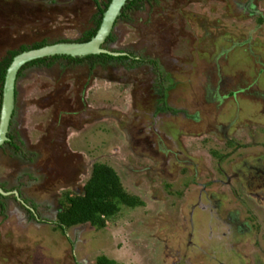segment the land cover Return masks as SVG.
Wrapping results in <instances>:
<instances>
[{"label":"rangeland","instance_id":"rangeland-1","mask_svg":"<svg viewBox=\"0 0 264 264\" xmlns=\"http://www.w3.org/2000/svg\"><path fill=\"white\" fill-rule=\"evenodd\" d=\"M226 1L228 17H231L236 2ZM106 2L0 0V58L23 45L80 38L93 27L97 4ZM130 15V23H117L114 30L117 41L112 48L133 49L136 53L138 50L143 55L154 56L167 45L170 54L161 52L170 60L167 72L173 74L167 75L181 82L169 94L173 109L181 107L184 112L189 109L193 112L197 106L202 116L205 113L203 117L208 115L211 119L215 114L214 105L207 102V85L202 84L205 76L202 71L205 67L207 73L214 67L208 64H214L213 56L218 53L212 46L215 43L227 48L229 42L225 38L238 37L240 33L248 38L252 21L244 24L245 30L232 35L240 24L239 17L233 15L232 20H220L226 16L225 8L220 9L213 0H151L145 3L144 9L132 11ZM221 22L224 27L219 25ZM200 23L208 30L197 29ZM260 32L264 34V27L257 31L259 35ZM193 38L210 39V46H203L199 54L192 53L191 50L197 47L195 40L191 42ZM263 45L264 38L253 44V48L259 52ZM251 47L243 43L233 49L230 63L233 69L239 72L247 68L244 61L249 58ZM262 53L264 51L259 52ZM65 67L57 63L51 68L27 70L16 84L17 108L21 102L17 120L19 123L22 118L19 128L23 132L25 154H16L7 146L0 148V182H5L11 191L14 187L21 188L26 199L38 206L41 218L46 221L31 219L22 203L13 197L6 199L5 213H0V264H97L102 255L117 264H165L158 260L159 256L152 255L149 248L154 242L150 237L157 233V237L163 238L160 230H164L168 222L153 220L157 211L158 218L163 216L165 207L171 216H177L175 212L183 198L174 194L175 201L170 203L167 198L165 207L151 202L146 193L151 189L148 183L155 186L163 178L152 172L154 160L148 157L151 152L146 151L142 134L152 138L149 130L153 128L161 136L166 131L178 138L185 146V154L200 166L198 177L203 181L209 172L211 175L204 164L205 152L219 147L225 135L217 132L218 139H214V127L209 119L202 118L201 126H193L191 115L183 112L178 113L176 119L173 114L176 112L159 114L154 104L158 97L153 86L157 82L156 73L149 66L130 69L125 64H111L97 66L94 70L89 66ZM221 112L234 117L233 111L223 109ZM234 129L235 125L230 132ZM198 130L199 136H195ZM95 162L115 168L124 187L148 203L136 209L121 205L119 213L107 221L103 229L80 224L63 233L56 228L54 220L64 195L82 190ZM224 163L227 166L228 163ZM148 167L151 168L149 172ZM228 168L231 169V165ZM184 169L191 170L192 166L186 165ZM143 174L149 179L146 180ZM182 179L176 181L179 196L187 185L182 184ZM198 223L201 226L206 221ZM187 232L189 229L185 227L179 235H187ZM195 235L192 247L195 241L198 242L196 231ZM188 253L190 262L187 264H191V260L193 264H200V261L195 262L192 248ZM179 264H185V261L181 259Z\"/></svg>","mask_w":264,"mask_h":264},{"label":"flooded vegetation","instance_id":"flooded-vegetation-1","mask_svg":"<svg viewBox=\"0 0 264 264\" xmlns=\"http://www.w3.org/2000/svg\"><path fill=\"white\" fill-rule=\"evenodd\" d=\"M150 1L148 0V2ZM213 1L219 4L220 9L224 10L225 8L226 16L221 15L220 20L222 18L223 20H232L231 17L233 15L239 17L237 20L240 24L237 25L232 35L235 32L245 30L244 24L247 25L251 21L252 29L249 31L248 38L241 33L237 35L238 37H226L225 40L227 39L226 41L229 42L227 48L218 47L220 45L217 46L215 43L212 46L218 53L213 56L214 64L210 62L208 64L209 67L213 65L214 67L207 73L205 72V67L204 71H202L205 73L202 84L205 83L207 85V102L214 105L212 110L215 111V114L211 119H209L208 115L203 117L205 113L202 116V111L197 106L194 107V113L190 109L184 112L181 107L173 109V102L170 101L169 94L173 93L175 86L180 85L181 82L174 80V77L170 76L173 74L172 72H167L170 60L165 59L162 54L163 51L166 55L170 54L167 45L161 51L162 53H157L154 56L143 55L138 50H136V53L133 49L115 50L112 48V45L117 41L114 33L117 23L119 21L130 23L128 21L132 20L131 12L144 9V6L140 9H133L128 19H120L121 11L111 33L102 44V47L106 50L116 53L111 54L116 57L115 60L108 62L103 60L90 62L86 60L78 64H69L67 61L61 60L54 63L51 67L57 63H61L66 67L89 66L90 70H94L97 66L106 67L111 64H125L130 69L149 66L150 70L156 73L157 82L154 80L156 84L153 86L158 97L154 99V104L155 110L159 114L166 111L169 113L176 112L173 113L176 119L177 114L183 112L191 115L193 126H196L194 124L201 126L202 118L205 120L209 119V123L211 122L214 127V132L212 133L215 135L213 136L214 139H218L215 134L217 132L225 135L220 140L219 147L207 149L205 152L204 164L211 171V175L207 171L209 175H206V180L203 181L198 177L200 166L185 154V146L180 143L178 138H173L166 131L161 136L153 128L149 130L152 138L148 134L145 136L142 134L145 141L144 147L146 151L151 152L148 157L154 160L152 172L156 175L160 174L163 178L155 186L148 183L151 189L146 193L151 198V202L165 207L167 198L171 201L170 203L175 201V195L183 198L179 210L175 212L177 216H171L165 207L164 211L161 210L163 216L158 218L159 213L157 211L153 221L156 223L167 221L168 224L163 227L164 230H160L163 238L157 237V233L150 237L151 240H154L149 248L152 251V255L156 254L159 256L158 258L160 259L158 260L164 261L165 264H179L181 259L187 264L190 262L187 259L190 256L188 249L192 248L197 259L195 262L199 263L200 261V264H251V261L252 264H264V53L259 54V52L264 51V45L262 49H259V52L253 48V44L255 45L264 38V34L262 35L260 32L259 35L257 33L258 30L262 31L264 27V0H235L236 8L231 17H228L229 9L227 10L226 0ZM234 19L236 20V18ZM212 20L213 22L215 21L213 18ZM209 24L212 23L210 22ZM219 25L224 27L222 22ZM94 27L93 25L92 28ZM196 27L199 30H208L202 23ZM110 35L115 37L112 41L107 40ZM168 40L170 41V39ZM194 40L197 47L191 50L192 53L199 54L203 46H210V39L193 38L191 42ZM243 43L244 45L252 46L253 51L249 50L251 52L250 56L244 61V66L247 68L238 72V69H233L230 66L231 56L233 49L240 44L243 45ZM161 45L165 44L162 43ZM171 56L175 57L172 54ZM203 60L206 61L207 58ZM225 60L226 63L228 61L227 64L224 62ZM51 67L32 66L27 68L23 75L17 78L16 84L25 76L27 70ZM15 90L12 124H10L7 134L15 135V141L21 147V150H16L19 152L16 154H25L21 139L23 132L19 128L22 118L19 119V123L17 120V116L20 115L21 102L20 108H17L16 101L19 97L16 86ZM223 109L233 111L234 117L230 118V114H223L221 112ZM234 125V131L230 132ZM175 126L177 125L175 124ZM170 131H174L172 126H170ZM198 133L199 130L194 135L199 136ZM229 133H231V136L228 135ZM130 138L132 142L133 137L131 136ZM3 145L13 150L9 144L5 143ZM16 151L14 148L13 152ZM239 159H241L240 162L238 161ZM224 162L228 163L227 166H225ZM232 162H235V165ZM186 165L192 166V169L185 171L184 167ZM229 165H231V169L228 168ZM148 168L146 170L148 172L151 171V168ZM141 170L139 169L138 172L142 173ZM143 175L146 180L149 179L146 176L147 174ZM166 179L168 180L167 183ZM181 179L182 184L187 183V185H185V189L181 191V196H179V190H177L179 186L176 187V181ZM9 191L17 195L13 198L14 200L16 199L22 204L25 203L27 197L21 188L17 189V187H14L13 191ZM82 191L83 188L82 190H76L77 193ZM139 198L142 204L133 207L134 209L143 207L148 203L141 197ZM25 204L26 206H24L28 210L29 206L27 203ZM202 220L206 221V225L202 224L200 226L198 222L202 223ZM86 224L88 223L82 225ZM190 224L191 227L189 226ZM185 227L189 229V232H187V235L180 236L179 232L185 230ZM195 231L199 238H197L198 242L195 241V245L192 247V243L196 240ZM163 256L165 257L164 260L162 259ZM191 264H193L192 260Z\"/></svg>","mask_w":264,"mask_h":264},{"label":"trees","instance_id":"trees-1","mask_svg":"<svg viewBox=\"0 0 264 264\" xmlns=\"http://www.w3.org/2000/svg\"><path fill=\"white\" fill-rule=\"evenodd\" d=\"M112 0H107L106 3L97 4V12L94 16V28H90L78 39L66 40L59 39L56 42H88L97 33L104 14L108 9V6ZM148 0H128L125 6L122 8V15L120 19H128L130 12L135 8H142L145 6V2ZM114 35H110L107 40L112 41ZM49 42L44 40L39 43H34L31 46L23 45L17 50H10L7 54L0 58V119L2 111V100H3V89L6 80V75L10 65L12 64L14 58L24 51L38 49L48 45ZM52 44V43H51ZM116 57L109 53L101 54H91L87 56H70V55H54L38 58L24 64L18 71L17 78L23 75V72L32 66L38 67H51L54 63L58 61H67L71 63H81L86 60L90 62H95V60H103L104 62L115 60ZM17 80V79H16ZM10 124H12L10 122ZM8 140L5 141L9 144L13 150H21L19 143L15 141V135L7 134ZM4 143V144H5ZM4 146V145H3ZM2 146V147H3ZM16 153H19L16 151ZM0 187L5 191L9 192L6 187L5 182H0ZM19 189V187L17 188ZM17 195L12 192L10 195H4L0 192V213L4 214L6 210V199L8 197L15 198ZM25 203L29 205L30 218L37 220L38 222L46 221V219L41 218L40 212L38 211V206L31 200L25 199ZM23 204L26 206V204ZM142 204L140 198L132 193H130L122 183L120 175L117 173L115 168L107 163L96 162L93 166L91 176L83 187V191L77 192H66L64 195V201L61 207L58 209V213L54 223L56 228L60 229L63 233L73 226L80 224H92L99 229H103L107 225L112 217L117 215L121 210V205L128 207H136ZM97 264H117L112 259H109L105 255L98 257Z\"/></svg>","mask_w":264,"mask_h":264},{"label":"water","instance_id":"water-1","mask_svg":"<svg viewBox=\"0 0 264 264\" xmlns=\"http://www.w3.org/2000/svg\"><path fill=\"white\" fill-rule=\"evenodd\" d=\"M128 0H112L104 14L103 21L96 35L88 42H55L38 49H32L17 55L10 65L3 89L2 111L0 119V146L8 140L12 114L15 103V86L20 68L29 61L54 55L87 56L91 54L112 53L102 47L107 36L111 33L116 19ZM0 192L7 194L1 187Z\"/></svg>","mask_w":264,"mask_h":264},{"label":"clouds","instance_id":"clouds-1","mask_svg":"<svg viewBox=\"0 0 264 264\" xmlns=\"http://www.w3.org/2000/svg\"><path fill=\"white\" fill-rule=\"evenodd\" d=\"M7 194H4V195H10L11 194V192L9 191V192H6Z\"/></svg>","mask_w":264,"mask_h":264}]
</instances>
